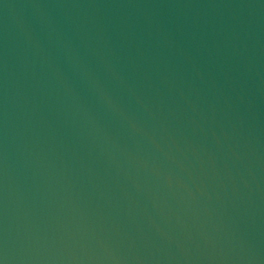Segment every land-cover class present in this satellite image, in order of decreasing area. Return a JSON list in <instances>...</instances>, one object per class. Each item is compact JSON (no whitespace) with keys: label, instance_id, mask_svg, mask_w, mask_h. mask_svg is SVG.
Masks as SVG:
<instances>
[{"label":"water","instance_id":"95a60500","mask_svg":"<svg viewBox=\"0 0 264 264\" xmlns=\"http://www.w3.org/2000/svg\"><path fill=\"white\" fill-rule=\"evenodd\" d=\"M3 264H264V0H0Z\"/></svg>","mask_w":264,"mask_h":264},{"label":"snow or ice","instance_id":"6c2138e0","mask_svg":"<svg viewBox=\"0 0 264 264\" xmlns=\"http://www.w3.org/2000/svg\"><path fill=\"white\" fill-rule=\"evenodd\" d=\"M0 264H3V262H2V261H0Z\"/></svg>","mask_w":264,"mask_h":264}]
</instances>
